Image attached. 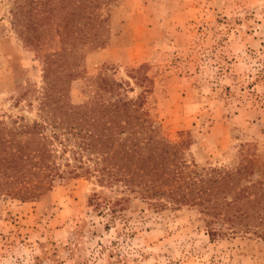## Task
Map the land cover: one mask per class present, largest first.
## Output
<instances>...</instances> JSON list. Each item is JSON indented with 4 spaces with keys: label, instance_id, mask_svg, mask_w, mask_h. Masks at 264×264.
Segmentation results:
<instances>
[{
    "label": "rangeland",
    "instance_id": "obj_1",
    "mask_svg": "<svg viewBox=\"0 0 264 264\" xmlns=\"http://www.w3.org/2000/svg\"><path fill=\"white\" fill-rule=\"evenodd\" d=\"M18 2L0 0V119L9 124L39 117L44 85L42 53L14 20ZM98 5L78 9L101 21L83 26L96 38L78 44L70 60L72 102L95 99L99 77L122 82L128 98L144 91L149 120L186 160L200 168L251 162L247 176L264 179V0ZM72 10L60 0L56 13ZM118 196L131 200L113 205ZM0 264H264V240L243 232L212 237L197 207L156 206L66 174L30 199L0 191Z\"/></svg>",
    "mask_w": 264,
    "mask_h": 264
},
{
    "label": "trees",
    "instance_id": "obj_2",
    "mask_svg": "<svg viewBox=\"0 0 264 264\" xmlns=\"http://www.w3.org/2000/svg\"><path fill=\"white\" fill-rule=\"evenodd\" d=\"M59 2L19 0L13 9L21 38L42 53L44 85L37 119L13 124L0 119V191L26 200L50 190L66 174L94 177L156 206L197 207L212 237L243 232L264 240V179L247 176L251 162L235 168H200L189 162L149 120L144 91L128 98L121 91L124 83L108 77L96 80L95 99L72 102L70 60L78 44L96 38L97 32L83 26L101 21L97 13L78 9L85 3L94 9L99 0H67L73 10L62 18L56 13ZM63 23L68 26L60 28ZM57 40L61 46L53 49ZM259 76L264 78V69ZM103 92L110 98L104 99ZM130 200L118 196L112 203Z\"/></svg>",
    "mask_w": 264,
    "mask_h": 264
}]
</instances>
